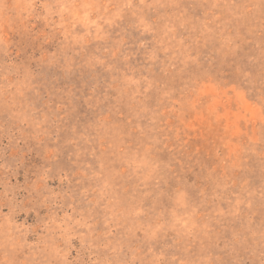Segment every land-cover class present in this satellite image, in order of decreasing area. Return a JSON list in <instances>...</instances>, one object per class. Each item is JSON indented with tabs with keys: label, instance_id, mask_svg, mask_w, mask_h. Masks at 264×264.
Wrapping results in <instances>:
<instances>
[{
	"label": "rangeland",
	"instance_id": "obj_1",
	"mask_svg": "<svg viewBox=\"0 0 264 264\" xmlns=\"http://www.w3.org/2000/svg\"><path fill=\"white\" fill-rule=\"evenodd\" d=\"M0 264H264V0H0Z\"/></svg>",
	"mask_w": 264,
	"mask_h": 264
}]
</instances>
